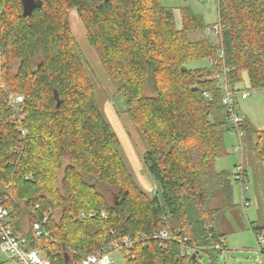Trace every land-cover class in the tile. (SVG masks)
<instances>
[{
    "label": "trees",
    "instance_id": "trees-1",
    "mask_svg": "<svg viewBox=\"0 0 264 264\" xmlns=\"http://www.w3.org/2000/svg\"><path fill=\"white\" fill-rule=\"evenodd\" d=\"M40 1L25 17L21 0H0V204L14 233L32 240L49 264H80L85 254L129 236L137 242L125 254L127 264H199L202 254L218 264L214 245L224 235L217 227L234 207L233 175L216 167L229 154L225 135L233 130L220 86L227 80L240 90L247 73L254 90L264 89V0H218L220 43L189 7L180 9L178 29L162 0ZM72 10L124 95L161 199L138 186L119 135L97 105ZM199 32L197 40L190 37ZM221 49L225 57L218 60ZM200 60L218 64L190 68ZM152 80L154 94L147 95ZM13 93L24 96L18 111L5 104ZM256 136L264 166V130ZM215 195L222 206L212 209ZM47 211L50 236L36 238L33 225ZM161 230L187 237L185 249L196 248V259L183 256L175 241L150 238Z\"/></svg>",
    "mask_w": 264,
    "mask_h": 264
},
{
    "label": "rangeland",
    "instance_id": "rangeland-1",
    "mask_svg": "<svg viewBox=\"0 0 264 264\" xmlns=\"http://www.w3.org/2000/svg\"><path fill=\"white\" fill-rule=\"evenodd\" d=\"M162 3L173 11L178 29L182 28L180 9L186 6L193 13L203 18L207 25L205 33L215 37L209 30L219 23L218 0H162ZM70 21L78 45L87 60L86 68L94 84L97 105L112 128L116 129L114 131H117L116 133L119 135L121 153L130 173L144 192L149 194L150 197L157 195L161 199V186L148 172V166L144 161L146 145L142 135L127 113L124 95L118 91L117 84L108 77L101 66L98 56L87 40L84 27L76 11H71ZM205 33L203 34L205 35ZM197 34L202 35L199 32L190 34V37L197 40ZM217 42L220 41L217 40ZM208 67L209 60H200L190 64L191 69H205ZM243 80L244 82L239 89L251 91V96L237 98V111L240 116L249 122L247 129L251 128V134L248 140L244 136V131L242 136L236 131L226 133L225 144L229 154L225 158H220L216 163V167L219 172L226 170L233 175L237 167L244 164L249 177L250 191L247 192L246 198L250 200V206L243 207L240 188L234 183L232 176L234 207L224 213L221 223L217 227V232L224 235L226 241V260L220 254L218 264H264V253L259 251L257 234L255 235L253 231L254 226L264 227V166L260 165V158L255 152L256 135L264 130V89L254 90L249 84L247 73H244ZM221 84L220 88L223 89L225 86L223 80ZM153 86L154 81L152 80L151 85L146 90L147 95L154 94ZM220 114H223V112ZM214 118V116L211 117V120ZM242 137V150L231 153V150L240 146L239 141ZM221 206V202L216 195L209 202V207L212 209ZM112 258L114 264H127V258L123 250L114 251ZM198 260L199 264H214L208 254H202ZM5 262L15 264L8 257L0 254V263Z\"/></svg>",
    "mask_w": 264,
    "mask_h": 264
},
{
    "label": "built area",
    "instance_id": "built-area-1",
    "mask_svg": "<svg viewBox=\"0 0 264 264\" xmlns=\"http://www.w3.org/2000/svg\"><path fill=\"white\" fill-rule=\"evenodd\" d=\"M214 1V0H212ZM209 32L214 35L215 40L221 42L222 40V27L220 23L214 25ZM219 42V43H220ZM225 57L224 50L219 51V59L223 60ZM218 62L209 60V69L212 70ZM225 73H228L227 69H224ZM224 81V88L222 89L223 97L222 104L225 111L228 114V119L230 122V127L232 131H236L242 136L243 127L246 124V119L240 116L237 111V98L243 97L248 98L251 96V91L249 90H233L229 85L227 80ZM206 97H210L206 94ZM24 102V96L20 94H8L5 99V104L15 111L20 108ZM244 137V136H243ZM243 137L239 141V147L231 150L232 152H238L242 150ZM234 183L239 186L241 192V203L243 207L250 206V200L246 198L247 192L250 191L249 177L247 174L246 167L241 164L235 170L233 174ZM38 209L39 206H36ZM51 212L47 211L43 216V221L41 223H35L33 225V233L36 238H47L50 236V232L46 228V224L49 220ZM95 213H90L89 217H94ZM81 220L86 218L84 212L80 214ZM101 218H107V213L103 210L101 211ZM153 240L164 241H175L179 243L183 248V256H193L196 254L197 249L186 248L185 246L189 243V240L185 236H181L176 231L171 230H161L155 232L150 237ZM145 239V238H143ZM258 247L261 253H264V233L257 235ZM32 240L25 236H17L9 225V211L5 209L0 204V254L8 257L15 264H49L40 248L32 249L30 247ZM136 239L129 236L119 241L111 242L105 244L103 248L98 250L96 253L85 254L81 259L80 264H114L112 253L117 250H123L126 255L130 254L132 246L136 243ZM164 244V243H162ZM214 248L223 256L226 260V241L225 238H220L219 241L214 245Z\"/></svg>",
    "mask_w": 264,
    "mask_h": 264
},
{
    "label": "water",
    "instance_id": "water-1",
    "mask_svg": "<svg viewBox=\"0 0 264 264\" xmlns=\"http://www.w3.org/2000/svg\"><path fill=\"white\" fill-rule=\"evenodd\" d=\"M22 3V7H23V16L25 17H29L32 16V14L34 13L35 9L42 7V3L40 0H21ZM197 88H194L193 91H196ZM55 96L57 99V106H59V95L57 92H55ZM196 255H193V259H196Z\"/></svg>",
    "mask_w": 264,
    "mask_h": 264
},
{
    "label": "crops",
    "instance_id": "crops-1",
    "mask_svg": "<svg viewBox=\"0 0 264 264\" xmlns=\"http://www.w3.org/2000/svg\"><path fill=\"white\" fill-rule=\"evenodd\" d=\"M73 11H75V10H73ZM77 13V12H76ZM81 24H82V22H81ZM82 26H83V24H82ZM84 27V26H83ZM72 29H73V26H72ZM84 31H85V29H84ZM73 33H74V30H73ZM85 34H86V31H85ZM75 35V34H74ZM75 37H76V35H75ZM87 37V36H86ZM76 39H77V37H76ZM88 40V39H87ZM91 46V45H90ZM95 51V50H94ZM96 53V52H95ZM97 55V54H96ZM101 63V62H100ZM102 66V65H101ZM115 129V128H114ZM116 130V129H115ZM117 132V131H116ZM128 158H129V156H128ZM227 246H228V244H227Z\"/></svg>",
    "mask_w": 264,
    "mask_h": 264
}]
</instances>
